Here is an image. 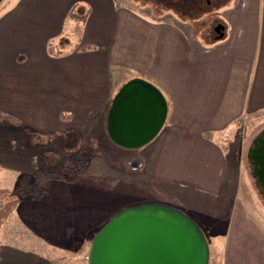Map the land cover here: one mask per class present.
I'll use <instances>...</instances> for the list:
<instances>
[{
  "label": "crops",
  "instance_id": "0c3cea01",
  "mask_svg": "<svg viewBox=\"0 0 264 264\" xmlns=\"http://www.w3.org/2000/svg\"><path fill=\"white\" fill-rule=\"evenodd\" d=\"M226 11L222 38L203 46L177 23L117 0H9L0 12V114L16 120L15 140L65 141L95 111L105 126L118 87L145 79L168 103L162 130L139 148L150 149V167L188 188L219 189L225 208H234L238 152L220 137L238 120L264 113V0H233ZM66 35L72 44L55 51ZM17 150L15 158L33 168V154ZM155 198L172 206L166 196ZM200 211L225 222L207 229L198 223L218 232L211 235L221 238L219 264H264V233L254 222Z\"/></svg>",
  "mask_w": 264,
  "mask_h": 264
},
{
  "label": "rangeland",
  "instance_id": "374dc122",
  "mask_svg": "<svg viewBox=\"0 0 264 264\" xmlns=\"http://www.w3.org/2000/svg\"><path fill=\"white\" fill-rule=\"evenodd\" d=\"M177 1L179 5L166 0H117L150 19L160 16L177 23L197 45H210L222 38L224 31L214 29L216 24L223 29L227 26L226 10L233 0H208L209 5L205 0H195L205 2L204 7L186 0V8L184 1ZM8 2L1 0L0 12ZM70 39L63 36L53 48L59 51L62 46L68 47L72 44ZM98 116L99 112L92 113L80 129L76 128L79 132L70 134L65 141H39L34 137L33 142L27 143L14 139L12 126L17 123L0 114V187L10 189L19 181H32L34 173L42 176L34 195L21 200L1 225L0 264H87L93 236L113 214L129 206L160 203L154 200L157 196L168 198L167 203L186 211L204 229L209 225L222 227L225 222L207 220L201 209L231 216L240 213L264 233V200L247 156L253 139L264 129V113L238 120L220 137L229 150L238 152L239 184L231 209L225 208L219 189L188 188L178 179L170 182L166 175L158 176L150 167L151 157H146L150 149L115 148ZM210 136L204 135L205 139ZM17 149L22 150L21 156L33 154V168L15 158ZM42 188L46 191L39 190ZM190 205L196 210L189 212ZM203 231L209 244V264H219L221 238L211 235L218 233L216 230Z\"/></svg>",
  "mask_w": 264,
  "mask_h": 264
},
{
  "label": "water",
  "instance_id": "95a60500",
  "mask_svg": "<svg viewBox=\"0 0 264 264\" xmlns=\"http://www.w3.org/2000/svg\"><path fill=\"white\" fill-rule=\"evenodd\" d=\"M219 29L216 26L215 32ZM167 112V100L156 85L142 78L128 80L111 99L107 136L122 149H139L159 134ZM251 152L254 176L264 188V145ZM86 260L87 264H209V244L202 228L183 211L142 203L107 220L93 236Z\"/></svg>",
  "mask_w": 264,
  "mask_h": 264
},
{
  "label": "trees",
  "instance_id": "16d2710c",
  "mask_svg": "<svg viewBox=\"0 0 264 264\" xmlns=\"http://www.w3.org/2000/svg\"><path fill=\"white\" fill-rule=\"evenodd\" d=\"M166 1L168 2V4L171 2L174 5H177V4L179 5L178 1L176 2V0H166ZM182 1H184L183 3V5H185L184 8H186L187 1L186 0H182ZM190 2L191 4H194L192 0ZM195 2L200 7L202 6L204 7L205 5V2H201V1H195ZM73 16H74V13L71 12L70 17H73ZM2 115H5V114H2ZM6 117L16 122L15 119H13L12 117L8 115H6ZM69 117H70L69 114H67V116L63 113L61 114V118L64 120L69 119ZM41 177L42 176L39 173H34V178L32 181H28V180L19 181L14 186V188H10V189L0 187V228H1V225L9 218V216L11 215V213L13 212V210L16 208L17 204L21 200H24L25 197L28 195L31 197L34 195L35 187H37V185L39 184L38 181L40 180ZM39 190L46 191L45 188H42Z\"/></svg>",
  "mask_w": 264,
  "mask_h": 264
},
{
  "label": "flooded vegetation",
  "instance_id": "af4514ba",
  "mask_svg": "<svg viewBox=\"0 0 264 264\" xmlns=\"http://www.w3.org/2000/svg\"><path fill=\"white\" fill-rule=\"evenodd\" d=\"M205 1H207V4L209 5L210 2L208 0H205ZM218 25L220 26V29L223 32L224 31V29H223L224 27L221 26L220 24H216V26H218ZM214 32H215V29H214ZM213 37L214 38H217V35L216 36H213ZM263 143H264V129L257 136H255V138L253 139V141L251 143L250 148L248 149L247 156H248V159H249V164L251 166V170H252L253 176L255 175L254 174V170H255L256 166H255V164L252 161V158H251V155H252L251 153L252 152L251 151L254 150V149L255 150L260 149V147H262V145H264ZM254 178L257 181V178L255 176H254ZM258 184L260 185V183H258ZM259 187H260V191L262 193V198H263V196H264V188L261 185Z\"/></svg>",
  "mask_w": 264,
  "mask_h": 264
}]
</instances>
